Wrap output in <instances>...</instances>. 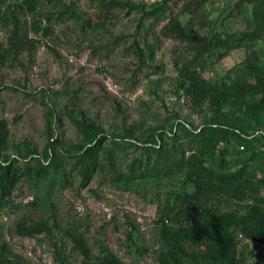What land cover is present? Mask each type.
Wrapping results in <instances>:
<instances>
[{
	"label": "rangeland",
	"instance_id": "rangeland-1",
	"mask_svg": "<svg viewBox=\"0 0 264 264\" xmlns=\"http://www.w3.org/2000/svg\"><path fill=\"white\" fill-rule=\"evenodd\" d=\"M113 1L148 11L163 0ZM189 1L200 4L193 18L180 13ZM97 2L51 0L29 13L20 0H0V120L8 130L2 154L18 165L24 156L32 165L30 159L47 149L59 164L58 173L46 179H20L0 209V253L6 264H89L72 235L80 236L90 256L105 248L120 264H157L159 210L181 191L182 175L173 170L127 181V165L143 153L127 144L150 141L158 130L173 131L176 156L181 151L187 156L190 137L175 125L198 131L212 115L205 105L193 108L179 89L173 62L190 54L184 43L162 36L161 28L174 17L186 34L223 37L252 28L251 4L245 0H169L161 18L141 20L131 11L102 25L94 17ZM246 62L264 68V40L212 50L194 67L208 83H219L225 77L245 78ZM223 111L230 117L234 109ZM69 116L92 120L109 137L104 146L122 143V150L114 151L116 171L100 156V168L84 188L66 163L69 146L80 141ZM123 132L128 135L124 144ZM171 142L162 136L160 144L166 150ZM217 151L224 152L229 171L246 156L231 139L219 143ZM252 167L264 178L263 154ZM257 195L264 197V188ZM229 201L231 209L249 202ZM38 222L46 232L19 233V223ZM233 241L238 264H264L262 244L239 236ZM185 249L196 253L201 246L185 244Z\"/></svg>",
	"mask_w": 264,
	"mask_h": 264
},
{
	"label": "trees",
	"instance_id": "trees-1",
	"mask_svg": "<svg viewBox=\"0 0 264 264\" xmlns=\"http://www.w3.org/2000/svg\"><path fill=\"white\" fill-rule=\"evenodd\" d=\"M50 1L20 0V5L30 13L37 5ZM168 1L163 0L156 8L144 11L126 1L98 0L94 17L102 25L115 19L118 13L129 14L136 11L141 20H155L168 11L165 6ZM245 2L251 4L252 28L237 35L221 37L213 33L186 34L177 17L169 18L161 28L162 36L184 43L190 54L188 59L173 62L179 89L193 108L205 105L212 115L198 131L175 125L190 137L187 156H184L183 151L176 156L177 151L173 148L176 138L171 136L173 131L166 135L158 130L150 141H142L138 145L135 142L127 144L143 150L141 157L132 159L127 165V181L156 178L161 173L173 170L182 175L181 191L173 193L170 202L166 200L159 210L157 224L161 250L157 256V264H238L233 241L237 236L262 244L264 251V197L257 195L258 190L264 188V178H258L252 167L255 158L259 154L264 155V137L252 134L253 131L264 134V68L256 63L246 62L243 64L245 78L225 77L219 83H208L194 67L204 54L212 50L227 51L237 49L243 43L264 40V0ZM199 8L198 2L193 4L189 1L182 5L180 13L193 18ZM13 13L10 10V14ZM14 32L17 35L16 28ZM20 43L24 41L18 40L16 44ZM135 49L138 57H141L140 50ZM229 107L234 109L230 117L223 111ZM69 119L79 134L80 141L69 146L66 163L75 171L78 187L84 188L100 168V156L104 155L109 168L116 171L118 157L114 151H121L122 143L113 140L110 142L112 147L104 146L109 137L92 120L86 117L76 120L71 116ZM7 136V126L0 120V209L5 206L20 179L31 177L42 180L57 174L59 170L55 156L47 149L43 150L40 157L30 159L32 165H29L24 156L21 157L20 165L16 159L3 156ZM162 136L171 138L169 149H163L160 144ZM120 138L124 144L128 135L123 132ZM229 139L234 141L236 147L241 146L242 153L246 155L232 171L227 169L228 164L222 159L224 152L217 151V145ZM186 186L191 188L189 192L184 190ZM229 199L249 202L239 209H231ZM18 228L22 235L47 231L42 222L30 227L19 223ZM72 240L83 257L90 261L89 264H120L105 248H101L97 256H90L80 236L72 235ZM185 244L200 245L201 251L187 252ZM4 263L7 260L0 253V264Z\"/></svg>",
	"mask_w": 264,
	"mask_h": 264
},
{
	"label": "built area",
	"instance_id": "built-area-1",
	"mask_svg": "<svg viewBox=\"0 0 264 264\" xmlns=\"http://www.w3.org/2000/svg\"><path fill=\"white\" fill-rule=\"evenodd\" d=\"M250 133H251V132H250ZM252 134H254V135H260V136L264 137V134H263L261 131H253ZM252 134H251V135H252ZM238 149H239V150H242V147L239 146Z\"/></svg>",
	"mask_w": 264,
	"mask_h": 264
}]
</instances>
